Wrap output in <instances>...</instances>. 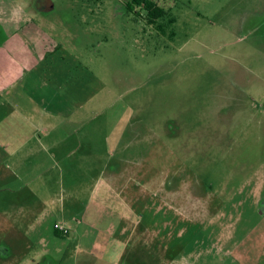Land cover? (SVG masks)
Instances as JSON below:
<instances>
[{
  "label": "rangeland",
  "instance_id": "374dc122",
  "mask_svg": "<svg viewBox=\"0 0 264 264\" xmlns=\"http://www.w3.org/2000/svg\"><path fill=\"white\" fill-rule=\"evenodd\" d=\"M154 1L151 15L135 0H0V58L58 49L67 70L95 76L104 110L93 124L112 130L102 131L108 163L87 203L99 201L116 157L143 161L150 203L138 218L151 233L119 257L122 238L100 233L118 220L106 211L101 242L78 244L53 224L35 244L9 242L0 264L44 249L63 264H163L155 249L168 240V256L188 245L215 254L203 264H264V0Z\"/></svg>",
  "mask_w": 264,
  "mask_h": 264
},
{
  "label": "crops",
  "instance_id": "0c3cea01",
  "mask_svg": "<svg viewBox=\"0 0 264 264\" xmlns=\"http://www.w3.org/2000/svg\"><path fill=\"white\" fill-rule=\"evenodd\" d=\"M4 49L6 53L9 51ZM47 52L46 49L43 52L32 50L30 46L29 53H15L13 57L8 54L10 59L1 52L0 256L11 252L9 242L35 244L36 238L44 233L43 228L51 226L52 232L53 224L55 227L62 223L68 232L65 234L55 228L56 233L63 236L76 233L78 244L98 243L108 236L122 238L118 241L121 250L117 253L129 260L130 253L125 249L130 248V243L134 240L150 242V225H144L138 218L139 211L148 209L150 203L149 172L144 169L143 161L116 157L99 201L93 205L87 203L86 195L89 201L93 199V192L104 174L102 163H108L103 157L102 131L112 128L93 124L104 110L101 108L102 87L96 89L95 76L88 78L83 67L81 70L69 68V72L65 59L56 56L60 50L45 56ZM115 139L110 135V144ZM121 142L118 139L114 145L119 147ZM55 176L61 179V187H57L56 192L53 190ZM198 194L203 195L195 193ZM55 200L59 204L57 210ZM90 210L100 214L95 215L97 219L94 218L92 224L87 223ZM106 211L112 212L118 220L108 222L109 230L100 232L106 236L99 237L97 227L104 224H97ZM168 243L170 245H157L155 249V253L163 257V264H176L182 258L192 259L191 264H203L215 257L206 249L194 246V250L186 252L188 245L180 247L179 251L173 250L168 256L166 251L172 241ZM78 246L79 251L81 246ZM61 260L54 257L53 251L44 249L28 262L63 264Z\"/></svg>",
  "mask_w": 264,
  "mask_h": 264
},
{
  "label": "trees",
  "instance_id": "16d2710c",
  "mask_svg": "<svg viewBox=\"0 0 264 264\" xmlns=\"http://www.w3.org/2000/svg\"><path fill=\"white\" fill-rule=\"evenodd\" d=\"M137 3L141 4L143 3L145 7L149 8L151 15L155 14L158 10L156 8V2L154 0H135Z\"/></svg>",
  "mask_w": 264,
  "mask_h": 264
},
{
  "label": "built area",
  "instance_id": "2783aa9c",
  "mask_svg": "<svg viewBox=\"0 0 264 264\" xmlns=\"http://www.w3.org/2000/svg\"><path fill=\"white\" fill-rule=\"evenodd\" d=\"M55 228H56L58 231H61V232H63V233L68 232V229L65 228L64 225L56 224V225H55Z\"/></svg>",
  "mask_w": 264,
  "mask_h": 264
}]
</instances>
